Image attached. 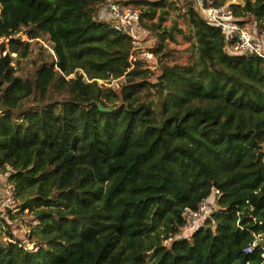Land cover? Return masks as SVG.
<instances>
[{"label":"trees","instance_id":"trees-1","mask_svg":"<svg viewBox=\"0 0 264 264\" xmlns=\"http://www.w3.org/2000/svg\"><path fill=\"white\" fill-rule=\"evenodd\" d=\"M103 2L0 0V172L32 222L20 240L0 216V264H264V61L188 3L195 61L149 70L176 0L125 2L135 51L96 20ZM229 6L264 33V0ZM213 190V215L173 238Z\"/></svg>","mask_w":264,"mask_h":264},{"label":"built area","instance_id":"built-area-1","mask_svg":"<svg viewBox=\"0 0 264 264\" xmlns=\"http://www.w3.org/2000/svg\"><path fill=\"white\" fill-rule=\"evenodd\" d=\"M126 1L129 0H104L98 8L95 18L99 22L109 24L110 28L116 33L128 37L132 50L135 51L141 45L145 32L140 26L139 9L133 4L126 5ZM147 1L156 2L159 0ZM187 2L194 7L204 21L219 29L228 42L232 53L255 55L264 61V33H259L256 25L242 27L229 4L211 6L207 4V0H187ZM13 37L21 42L28 41L24 31L13 35ZM140 55L146 60L149 70L159 69V57L154 55L153 52L142 50ZM9 172V170L5 173L0 172V184H2L0 188V216L7 223H10L8 213L18 212L15 189L8 181ZM219 195L217 190H213L210 197L202 200L196 210L185 209L183 212L185 224L173 238H185L194 233L217 210L216 200ZM10 242L13 241L10 240ZM254 245L253 243L246 248L245 252H251ZM32 247L33 245H28L29 249H32Z\"/></svg>","mask_w":264,"mask_h":264},{"label":"rangeland","instance_id":"rangeland-1","mask_svg":"<svg viewBox=\"0 0 264 264\" xmlns=\"http://www.w3.org/2000/svg\"><path fill=\"white\" fill-rule=\"evenodd\" d=\"M171 8L168 9V15L166 16V21L162 25V28H165L171 31L173 40H166L165 55H159V64L162 65H187L195 61L196 52L193 47L195 41L193 38V32L185 16V10L187 9L188 2L186 0H176ZM242 4L243 0H226V4ZM146 25H149L150 21L145 20ZM153 79V77H152ZM102 80H100L101 82ZM98 82L100 85L116 87L117 81L113 80L110 83L108 81H102L103 83ZM151 95L147 96L146 91L141 93V98L145 99L147 102H153L154 109H158V103L156 96ZM2 184H0V188ZM14 218L11 220V223L14 224L16 229L15 236L18 239H24L26 237L29 227H31L32 222H30L31 217L26 214L17 213H8V216ZM34 225V224H33Z\"/></svg>","mask_w":264,"mask_h":264}]
</instances>
